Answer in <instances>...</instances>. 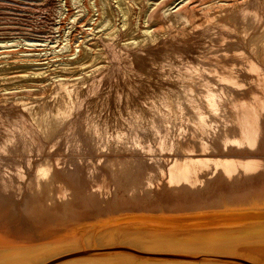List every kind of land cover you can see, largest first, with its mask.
Listing matches in <instances>:
<instances>
[{
    "label": "bare ground",
    "instance_id": "1",
    "mask_svg": "<svg viewBox=\"0 0 264 264\" xmlns=\"http://www.w3.org/2000/svg\"><path fill=\"white\" fill-rule=\"evenodd\" d=\"M73 1L74 4H82V0ZM142 1H146L147 8L144 11L147 13L154 3L150 4L149 0ZM226 1V5H210L203 11L206 16L205 24H202L200 20L183 19L188 18L194 0L179 3L173 9L170 8V5L168 6L169 2L162 1L159 5L154 4L157 9L154 14L159 11V15L170 25L177 26L180 23L187 25L190 22V27H195L198 29L197 31L207 37H211L210 32H213V40H216L218 45L225 44L227 37L230 38L232 45L229 48L224 45V47L217 48L207 47V50L210 51L208 55L206 52L202 54L199 51L196 58L192 56L195 62L192 59V62L179 66L175 76L165 72L166 67L171 68L170 72L175 71L177 66L170 63L171 60L160 63L161 68L156 83L163 87L164 92L167 93L166 96L152 95L151 101L155 104V113L160 111V118L161 113L163 115L165 112L163 115L165 124L162 125L164 128L162 131L159 124L161 128L157 129V124L152 123L155 124L156 129H154L155 127L148 128L151 130L149 131L151 135L144 142L145 144L141 143V136L133 135L129 138L125 129L115 127L109 132L113 140L107 141L108 132H106L107 135L105 134L100 150H97L98 147H95L96 149L94 147L87 148L86 152L81 149L82 156L75 155L72 159L71 157L67 159L68 156L58 154L55 147H58L56 144L59 142V137L56 136L59 135L58 130L60 129L57 127L61 124L58 123L70 118L68 115L71 113L68 112L66 118L64 114L60 118L62 113L54 115L55 112L45 110L41 113L42 115H39V113L31 111L40 124L35 125V130L24 132L21 140L16 141L13 138L16 143L6 152L0 150V169L5 165H10L13 169L16 168V174L13 175L14 178L12 177L11 190L0 185V264H30L42 255L67 245L69 243L66 242L68 228L65 225L76 222L78 218L90 216L92 211L96 212L97 209L104 208V206L108 208L106 212H109V215L113 213V210H118L117 208L122 210L127 206H132V210H147L151 213L175 217L166 218L164 216L165 222L168 223L192 222L187 226H165L153 230L155 235L149 237V243L151 245H166L173 248L168 250L174 251L198 248L201 243L207 242L216 246L222 240L220 238L225 236L220 232L224 225L264 226V17L258 16L256 12L245 7L246 3L252 0ZM130 2L128 0H90V9L92 8L95 13H98L99 21L97 20L98 23L94 24L96 27L93 29L96 36L102 33L101 35L110 39L120 33L124 38L121 39L122 47L127 50L145 46L150 42L154 45L161 41L167 32L151 30L148 27L142 31L138 30L137 24L132 19L135 7ZM67 4L69 14L71 10ZM112 4L116 5L115 9ZM75 22L76 20L73 23ZM199 27H204V29L200 31ZM73 28L74 24L69 28L71 34L69 35L72 37H74ZM199 32L194 37L199 36ZM234 33L239 39L236 36L237 39L234 38ZM71 40L72 38L68 39L67 37V41L71 42ZM10 42L0 43L1 49L14 44ZM70 42L69 45L66 44L68 49L64 50L68 51L66 59L64 58L58 64L53 63L52 70H48L51 66L49 62H41V58L46 57L48 53H25L22 54L24 58L21 63L10 60L11 54L0 57V72L6 76L14 70L21 69L29 74L31 81H42V84L46 85L44 87L61 85L63 74L84 69L89 59L95 54L90 48L93 41L88 36H85L75 46L77 53L74 52ZM30 44L34 46V43ZM22 75L24 76V73ZM2 77L4 78V75ZM69 97L72 100L71 91ZM33 98L36 100L37 94ZM159 98L162 99L159 100ZM22 104L24 105V103ZM165 109L167 110L165 111ZM148 110L151 111L150 106ZM77 112L74 113L77 114ZM154 116L156 115H153L154 119L158 117ZM71 117L74 118V116ZM87 118H90L89 113ZM81 119L86 122L83 117ZM48 120L52 124H49ZM40 121L47 123L43 124ZM147 121L149 123V120ZM66 123L65 121L64 125ZM83 124L85 125V123ZM132 125L134 124L132 123ZM87 127V125L82 126L81 130H83L84 140L88 141V139L97 136V131L94 134L95 132L91 129L87 130ZM32 132H35L34 137L38 142L28 140ZM62 133L64 132L62 131ZM24 135L29 136L26 137L28 141L25 140ZM172 141H175L172 144L174 146L170 148ZM19 142L22 143L18 144ZM60 144L63 143L60 141ZM29 145L30 147L38 146H36L38 148L37 156L31 161L28 158L25 159L31 151ZM84 145L86 146V144ZM79 146H74L76 148L73 150L79 149ZM144 146L145 149L150 150L149 154ZM40 150L41 152H39ZM64 150L66 149L64 148ZM72 152V154L75 153ZM20 156L26 163L25 166L19 165ZM62 158L64 162L71 160L83 163L84 161L86 164L83 167L80 166L77 171H81L83 174V172L88 173V170H91L96 174V179L94 178L95 180H91V182L86 179V182L83 178L85 176L81 174L83 177L78 179L80 181L77 182L78 184L60 178L61 184L59 181L60 170L57 167L64 163ZM155 161L158 164L155 165ZM155 168L159 169L161 176L160 174L158 177L152 175L155 173ZM4 169L6 170V168ZM66 172L68 173V171ZM70 175L75 177L74 174ZM70 175L68 178H71ZM75 175L77 179V172ZM17 176H21L19 177L21 180ZM0 178L2 179V177ZM15 181L18 183L15 184ZM32 181L39 183L46 192L63 185L66 191H60L58 197L65 204H57L59 201L62 202L57 199H54L58 201H55L56 203L48 202L49 199L47 201L45 196L39 198L40 192L37 191L35 194L34 187L31 188ZM17 185L21 187L22 191L26 188L27 194L21 192V196L16 198L13 188L15 189ZM42 189L40 188V190ZM55 194L53 192V195ZM93 195H98V201L95 197L93 200ZM44 199L48 203H45ZM13 216L16 221H11ZM218 218H221L218 223L217 220L212 222L214 224L208 223V219ZM252 219H258L261 222L247 223ZM185 227L187 230L184 231L183 236H178L176 230L185 229ZM52 235L56 237L57 241H48ZM108 236L110 235L108 234ZM101 239L104 240L106 237H101ZM263 246L264 244H262ZM262 247L260 248L262 249ZM249 249H254V247L251 246Z\"/></svg>",
    "mask_w": 264,
    "mask_h": 264
},
{
    "label": "rangeland",
    "instance_id": "2",
    "mask_svg": "<svg viewBox=\"0 0 264 264\" xmlns=\"http://www.w3.org/2000/svg\"><path fill=\"white\" fill-rule=\"evenodd\" d=\"M66 1L0 0V43H6L10 41V43H14L12 46L7 45V48L2 49L0 45V57L11 54L12 58H10V60H13L15 62L19 61L21 63L23 61L22 59L24 58L22 54L48 53V55L46 56L47 58H41L42 61H40L42 63L43 61L49 62L51 66L49 65L50 67L48 68V70H52L54 64H58V62H61L62 60H64V58L66 59L68 51L64 50L68 49L67 46L70 42L67 41V37L68 39L72 38L70 43L72 44V48H74L75 50L74 52L77 53V49L75 46H77L79 44V41H81L85 36H88L90 39H92L93 42L90 48H92L93 54L95 53L89 59L88 64L84 67V69H78L71 73L63 74V83L61 85L44 87L46 85L42 84V81H31V77L29 76V74H26L27 72L22 71L21 69L14 70L10 75H6L7 77L5 76V74H2L0 72V75H4V78L0 76L1 151L6 152L7 149L12 148V145L16 143L13 138H15L16 141H19L21 140V136L24 134V132L36 129V126L39 122L37 119H35V114H31L32 110V112H37L39 113V115H42L41 113L45 110L55 112L54 115L62 113V116L60 118L63 117V114L66 118V115L71 113L70 115H68L70 118H66L67 120L64 119V121H62V119L60 120L62 122L58 123L61 125H58L57 127L58 129H60L58 130L59 135H57L56 137H59L58 141H61V143L63 144L59 145V142L57 141L58 143L56 142V146L58 145V147H55L56 152L66 157L68 156L67 159L70 157L72 159L73 156L75 157V155L82 156L80 152L81 149L85 150L86 152L87 148L98 147L97 150H100L103 143L102 141L107 135L106 132H108L106 138L107 141L110 142L111 139L113 140L109 132H111L115 127L125 129L126 133H128L127 136L129 138H131V136L133 135L141 136V143L145 144L144 142H146L151 135V132H149L151 130L149 129H153L155 127V124L153 125L152 123L157 124V129H160L162 127V131L164 129L162 125L165 124V116H163L165 115V112L163 115L161 113L160 118V111L158 112L157 110L159 114L155 113L156 109L154 108L156 107H154L155 104H153V102L151 101L153 99L152 95L166 96L167 93L164 92L165 89L163 87L159 86V84L156 83V80L158 78L157 75L161 68L160 63H164L166 62V60H171L169 62L177 67L175 71L173 70L172 72H170V67H166L165 72L171 73L173 76H175L178 73L176 70L179 66L188 64L193 60L195 62L194 58L197 57L199 51H201L202 54H205L206 52V55H208L210 51L209 49L207 50V47L217 48L225 46L226 48H229L232 45L231 40H229L230 38L228 37L225 44H223L224 46L218 45L216 40H213V32H210L212 34H210L211 37H207L204 34H201V32L197 31L198 29H196L195 27H190V22L187 25H182V23H180L179 25L174 26L167 23L166 20L159 15V11L157 13L158 15L154 14L157 10L154 4L159 5L160 3H162V1L169 2L168 6L170 5V8L173 9L175 5L189 0H149L150 4H154L147 13L146 11H144L145 8H147L146 1L143 2L142 0H128L129 2L131 1L130 3L134 4L135 10H133L134 16L132 19L134 23L137 24L138 30L142 31L146 27H148L151 30L167 32V34L163 38L164 40L162 39L154 45L152 42H150L145 46H139L134 48L133 50H127L122 47L121 39L124 38L120 33L110 39L104 35H101L102 33L97 34L96 36V32L93 29L96 27L94 24L96 22L98 23L99 21L97 17L98 13H95L92 8L90 9V0H82V4L79 3V5L74 4L73 0ZM226 2V0H194V4L191 5L192 10H190L188 18L183 19L193 21L200 20L202 24H205L206 16H204L203 11L208 9L210 5H226ZM66 3H68L67 6H69L71 10L69 14L67 11L68 9L66 7ZM112 5L115 9L116 5ZM245 7L249 10H252L253 12H256L258 16L262 18L264 17V0H252L246 3ZM90 11L94 12L95 14L91 13ZM75 20L76 22L73 23ZM73 24L74 37L70 36L71 34L69 33V28L73 26ZM202 29H204V27H199L200 31ZM229 30L233 31L234 29ZM198 32L199 36L194 37L196 36V34L198 35ZM233 36L234 38L237 37L235 33ZM237 38L239 39V37ZM29 42L34 43V46H32V44H30ZM19 44L21 45L19 46ZM188 53L191 54L189 55ZM83 71L84 73H82ZM22 72L24 73V76L22 75ZM14 83H16L17 85ZM67 91L69 93L71 91L72 100L70 99L69 93ZM36 94L38 98L35 100L33 96ZM161 99L162 98H159V100ZM22 103H24V105ZM149 106L151 111L153 110L154 112L152 111L151 113V111L148 110ZM76 109L78 110V112ZM71 110L73 111L71 112ZM166 110L167 109H165V111ZM62 111H64L65 113ZM74 112H77V114ZM88 113L90 116L89 119L87 118ZM154 114L156 115L154 117L158 116L157 118H155L158 121L153 118ZM71 116H74V118ZM81 117H83L86 122H83ZM70 119L72 120V124ZM132 120H134L135 123H139L135 124L134 121L132 122ZM147 120H149V123ZM65 121L68 123L69 127L67 123L65 124L66 126L64 125ZM162 121L163 123H161ZM50 122L49 124H52ZM131 122L135 125V127ZM41 123L44 124L47 122L42 121ZM83 123L88 126L87 130L91 129V131L95 132H93L94 134H96L97 131V136L88 139V141L87 139L84 140V137L82 135L83 130H81L82 126H85ZM150 123L151 125H149ZM138 124L141 127H138ZM144 125L149 126L145 127ZM97 126L100 128H98ZM106 126L108 127V130ZM156 127L154 129H156ZM96 128L98 129L96 130ZM135 128H137L138 130L140 129L139 131L143 134H141L137 129L136 132ZM143 130L144 132H142ZM147 130L149 133L147 132ZM62 131L64 133H62ZM69 132L70 135L68 136ZM159 133L162 134L161 131H159ZM34 134L35 132H32L30 134L31 139L29 138L28 140L38 142L37 138L34 137ZM100 135L103 136L101 137ZM27 136L28 135H24L25 138ZM24 137L22 138L23 140L25 139ZM27 138L25 140H27ZM69 139H73L74 141ZM95 139L97 140V142ZM99 139H102L101 142ZM204 139H206V137H204ZM83 140L85 141V143ZM63 141L66 142L64 143ZM174 142L175 141H172L170 143V148L174 146H172ZM21 143L22 142H19L18 144ZM84 144H86L87 147ZM36 146L37 145L30 147L29 145L32 151H30L32 157L29 154L26 155L25 159L28 158L31 161V159L37 156L36 151L38 150V146ZM74 146H79V149L73 150L74 148H76ZM64 148L66 150H64ZM71 148L72 150L70 151ZM72 151H74L75 153L72 154ZM39 152H41V150ZM146 152H148L147 154H149L150 150H147ZM18 160H20V164L18 163L20 166L21 164L26 165V163L22 161V156H20ZM85 164L86 163L84 161L83 163H77L76 161L71 160L61 163V166L59 164V166L55 164L56 166H58L57 169L59 168L58 170H60V173L58 171L61 176L59 177V181H61L60 178H65L67 179V181L76 184L77 182H80L78 179L82 175L86 177L85 178L82 176L85 180L87 179L88 182H91V180H95L96 174H94L93 171L88 170V173L86 172L87 176L85 172H83L82 174L81 171H77L80 166L83 167ZM154 164L156 165L158 164V162L155 161ZM100 166L104 165L101 164ZM4 168H6V170ZM15 169H13L10 165H5L0 169V174L2 175H0V177H2V179L0 178V185H3L5 189L11 190V185L14 178L13 175L16 174ZM156 170L157 168H155V173L152 175L158 177V175L160 174L159 169L157 171ZM66 171H68V173ZM76 172L78 176L77 179L75 175ZM78 172H80V174H78ZM70 174H74L75 177H73V175L71 176ZM68 175H70L69 177L73 179L68 178ZM17 177L19 178L21 176ZM17 183L18 182H16L15 184ZM35 183V181H32L31 188L33 189L34 187L33 192L35 194H37V191L38 193L40 192V194H38L39 198H44L45 196V198H47V201L49 199L48 202L54 203L61 200L58 195L60 191L64 190L65 187H63V185V188L61 187V185V188L59 186L55 187L56 191L54 189L46 192L45 188L42 189L39 183H36L37 185ZM7 184L8 186H6ZM38 185L42 190H40ZM20 188L21 187H19V185H17L15 189L13 188L16 198H18V196H21V192H25L26 188H24V191H22ZM65 191L66 189L63 192ZM53 192L54 194L57 192L58 193L53 195ZM97 196L93 195V200L95 197L98 201ZM54 199H57L58 201ZM45 200L46 199H44V201ZM47 201H45V203ZM61 203L65 204V202L63 201H59L57 204ZM28 209L31 210L32 208ZM106 209L108 208L104 206V208L102 207L97 209L96 212L92 211L90 216L78 218L76 222L73 223H66L67 225L65 226H67L68 228V238L66 242L69 243L65 246L63 245L62 247L60 246L59 248L52 250L48 254L42 255L30 264H264V246L262 247V244H264V236H262L264 234V229H262V227L264 226H252V224L234 226L224 225L223 229L220 230V232L225 234V236H222L220 238L222 240H220V242L216 246L210 245L211 243L207 242L204 244L201 243L198 248H189L183 251H174L168 250L173 248L167 247L166 245H151L149 243V237L155 235V231L153 230L159 229L161 227L163 228L165 226H187L192 222L168 223L165 222L164 219L172 216H165L161 215L160 213L157 214L155 212L151 213L147 210L136 211L135 209L132 210V206H127L122 210H120V208H117L118 210H113V213L110 215L109 212H106ZM111 209L113 208L111 207ZM12 218L13 220L11 221H16L15 216H13ZM214 220H217L218 223L221 218L208 219V223L214 224L212 223L214 222ZM255 222L261 221L258 219L247 221V223ZM186 230L187 227H185V229H177L176 232L178 236H183L182 234ZM108 234L110 236H108ZM101 237H106V239L102 240ZM48 239L47 240L49 242L57 241L56 237L53 235ZM21 243L25 244L26 242ZM251 246L254 247V249H249V247ZM259 246L262 247L263 250Z\"/></svg>",
    "mask_w": 264,
    "mask_h": 264
}]
</instances>
